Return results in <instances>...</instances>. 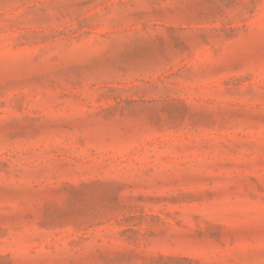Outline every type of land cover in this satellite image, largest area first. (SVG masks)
Here are the masks:
<instances>
[{"label": "rangeland", "instance_id": "374dc122", "mask_svg": "<svg viewBox=\"0 0 264 264\" xmlns=\"http://www.w3.org/2000/svg\"><path fill=\"white\" fill-rule=\"evenodd\" d=\"M0 264H264V0H0Z\"/></svg>", "mask_w": 264, "mask_h": 264}]
</instances>
